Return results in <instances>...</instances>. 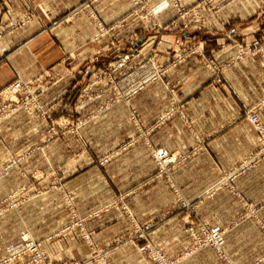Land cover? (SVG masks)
<instances>
[{"label": "crops", "instance_id": "crops-1", "mask_svg": "<svg viewBox=\"0 0 264 264\" xmlns=\"http://www.w3.org/2000/svg\"><path fill=\"white\" fill-rule=\"evenodd\" d=\"M196 1L182 0L186 6L194 5ZM83 4V0H0L1 32L27 16H33L31 22L14 32H7L0 39V89L12 83L17 75L25 81L41 77L42 84L49 83L53 77L68 76L43 99L44 106L48 108L70 94L74 82L81 80L78 74L85 70L84 65H96L99 69L100 64L112 60L118 52L133 50L138 52L137 55L146 57L150 46H155L157 37L144 33L136 19L129 20L120 30L114 47L109 39L93 43L97 19L107 25L113 24L126 18L132 12V6L129 0H97L91 6L92 11H81L78 8ZM152 7L158 10V18L163 23L174 20L175 10L170 0H154ZM77 10L79 14L74 17ZM203 16L209 20L211 30L226 26L229 29L241 20L247 28L231 27L229 33L233 38L246 43L256 33V38L264 41V0H234L219 12L204 11ZM192 31L179 27L166 33L163 43L169 49L159 63L172 61L171 57L167 58V53L177 51L178 54L188 44L203 37ZM72 52L79 60L73 64L65 62V57ZM88 57L95 60H85ZM153 73L152 65L147 63L122 81L120 87L129 92L148 81ZM209 79V73L200 60H181L163 82L149 85L133 100V106L142 114L144 124L149 126L170 105L171 93H174L168 90L166 84L173 86L174 95L195 119L191 126L175 118L152 131L133 148L115 153L112 161L101 166V158L109 151L118 150L122 143L137 134L123 115L127 108L116 106L109 110L111 116L96 121L97 135L78 143V146L91 143L96 149L81 155L69 147L68 140H62V151L53 153V183L57 174L61 176V168L69 165L67 174L62 173L65 182L62 184L74 194V201L82 215L125 196L123 201L135 212L137 222H153L159 217H166L153 229L148 239H137L127 242L126 246L109 250L112 264H154L146 253L139 250L147 243L161 246L171 260L182 256L191 246L192 239L185 231L186 220L190 219L185 220V213L176 211L178 196L196 206L192 220H205L212 226L227 228L226 252L238 264H249L263 251L264 238L251 231L257 223L264 224V163L243 174L232 185H220L219 181L224 171L233 168L258 147L256 133L243 114L248 107L264 99V52H258L256 60H243L237 64L225 75L223 86H213ZM93 107L97 110L100 104ZM260 113L264 121V109ZM10 125H13L11 130L17 131L16 134L9 135L7 128ZM23 128L18 121L3 125L0 166L24 152L29 144H37L36 136L26 137L27 132ZM194 132L204 140L200 151L196 149L199 143ZM152 148H164L169 152V158L179 162L170 172V180L158 175ZM49 157L46 158L52 159ZM44 160L43 155L34 154L26 171L42 170L47 174L50 170L40 168ZM27 182L29 178L24 177L21 169L10 170L0 181V200ZM252 207L260 209V217L244 218L246 209ZM63 209L59 192L53 190V206L50 202L38 200L1 216L0 258L8 251L19 249L21 237L27 233L46 241L47 250L55 257L72 260L88 258V247H63L64 242H74L76 234L53 237L67 223ZM90 226L97 227L95 239L99 247L105 249L131 231L132 221L111 212L91 220ZM50 237L53 240L48 241ZM180 264L227 263L213 249H205L183 259Z\"/></svg>", "mask_w": 264, "mask_h": 264}, {"label": "rangeland", "instance_id": "rangeland-1", "mask_svg": "<svg viewBox=\"0 0 264 264\" xmlns=\"http://www.w3.org/2000/svg\"><path fill=\"white\" fill-rule=\"evenodd\" d=\"M96 1L97 0H83L85 4H83V6L79 7L78 9L81 11H92L91 6ZM131 1L132 0H129L133 11V5ZM153 1L154 0H148V3L152 6ZM198 1L199 0H197L196 3ZM233 1L234 0H219L218 4L215 6L214 12H219L227 4ZM79 10L74 12V17L79 14ZM204 11L207 12L206 9ZM91 15L95 16L96 14L91 13ZM28 17L30 16H27L26 18ZM26 18H24L23 20H25ZM30 18L33 19V16H31ZM23 20L12 24L9 29L5 30V32L0 31V33H2L4 36L7 32L10 33L16 31L21 27L15 28V25L21 23ZM98 20L100 19H97L96 21L97 33L93 36L92 42L100 43L103 40L109 39L111 40V46L117 45L120 30L118 32L114 31L115 33L111 31L107 35V37L103 38L102 40L98 42L94 41L95 36L99 32ZM128 21L126 22V24L128 23ZM117 22L110 25L106 24V26L113 27ZM206 22L207 23L204 25V27H185L181 23H178L176 26L177 29L179 27H183L189 30H193L191 33H197L199 35H203V37L200 40L198 39L191 42V44H188V46L178 52V54L177 51L174 54L172 51L167 53V58L171 57L170 60L172 61H169L168 63L166 62L164 64L159 63V61L162 60V56L167 52L169 47L164 45L163 36H165L166 33L174 32L177 29L164 33L161 31L152 32V30L146 28L145 25L142 27L139 24L144 33L157 37L154 40V42H156L155 46H150V52L146 57L137 55L138 52L136 53V51L133 50L130 52H118L114 55V58L112 60H107L100 64L99 69L96 68V65H84L85 70H82V72H79L78 74V77H80L81 80L74 82L75 85L72 86L70 94L60 98L48 108L44 106L43 99L52 88H55L56 85L67 79L68 76L64 75L57 78L53 77V80L49 83L42 84L43 80L41 79V77H36L33 80L25 81L17 75L15 80L7 85L9 86L13 84L19 79L18 77L26 82V84H29L27 85L28 89H24L22 93L12 97L13 99H18L21 102H31V106L29 107L24 103V107L20 109V112L18 114L2 120L1 134L3 133V125L5 123L10 121H18L20 125L24 126L23 130H25L24 132H27L26 137L36 136L37 144H29L28 147L25 148L24 152H22L20 155L13 156L10 161L0 166V181L10 170L15 168L21 169L24 177L27 176V178H29V182L16 187L13 191L9 192L4 198H2V200H0V217L10 211L17 210L25 205L28 206L29 204H31V202H35L38 200L46 201V203L50 202L53 206V190H57L60 195V204L64 208L63 216L65 218L67 217L68 220L66 224L64 223V227L58 232V234L53 237H65L71 233L76 234L77 237L74 236V242H64L63 247H67L68 249L75 247L76 245H78L79 247L83 246L82 248L88 247L90 256L88 258H83L80 260H72L70 258H63L60 256L55 257V254H52L53 252L47 250L45 244L46 241L38 240L27 233L21 237L20 248L8 251L0 258V261L5 258L17 256L18 254H20V256H23L24 263L29 264V261L33 256H41L40 250L38 252L39 254H37V252L31 251L34 250L31 248L30 243L31 241H33L35 243H41L43 249L46 251L48 258H46L45 263L88 264L90 261H92L94 262V264H112L111 258L109 257V250L113 248L116 249L119 246H126L128 245L126 244L127 242H135L137 241V239H148L150 234L153 232V229L165 221L166 217H159L153 222H137L135 219V212L131 210L123 201L125 196L108 202L102 207L95 209L88 215H82L74 201V194L71 191H68L63 185L65 184V182H63L64 180L62 178V173H66L68 171V169L70 168L69 165H65L61 168V176L59 177V174H57L56 177H54L53 183V153L62 151L63 146L62 143H60L62 140H68L69 147L75 152H79L81 155L86 154V152L90 150L92 151L95 148V145L90 143L88 145L78 146V143L81 144L84 138H89L97 135L98 132L96 129V121L111 116L112 113H110L109 110L116 106H124L127 108V112H124L123 115L125 116L128 124L136 129L137 134L127 142L122 143L118 150L109 151L103 158H101L99 160V164L101 166L107 165L110 161H112L115 153L118 154L119 152H125L130 148H133L138 142H141L142 140L150 136L149 134L152 131L164 127L175 118H180L182 122L191 126L194 123L195 119L190 115L185 107H183V104L178 100V98H176V96L174 95L175 90L173 86L166 84L168 90L174 93H171L170 105L162 112H160L156 117L155 122L153 124H150L149 126L147 124H144V118L139 110L133 106V100L134 98L139 96L140 93L149 85L163 82L165 80V77L179 65L181 60H200L204 68H206L209 73V82L211 83V85L219 87L224 85L225 75L237 64H239L243 60H256L258 52H264V41L263 39L258 40L256 38L257 35H255L256 33L253 36H250L251 41L247 42L246 40H243L246 41V43H242V40H238L235 37L233 38V36L230 35L229 31L231 27H240L244 29L247 28L245 27L244 22H241V20L233 24V26L229 27V29L228 26H226L225 28H222L220 30L209 29L210 22L209 20ZM124 54L131 55L132 59L125 66L119 67L116 64L119 61V58ZM173 55L176 56L172 57ZM64 60H67L70 64H73L76 63L77 60H79V57L75 52H72L69 53ZM85 60L95 59L88 57ZM147 63L151 64L153 67L154 73L152 77L148 81L142 83L129 92L121 89L120 83L130 78ZM229 64L232 65L228 66ZM156 65H161L162 67ZM112 66L114 67L113 71L110 69ZM34 97L39 101V103L35 107L34 104H32V100ZM8 98L9 97H3L1 100H3L4 102L2 103L11 106V102L7 100ZM97 104H100V107L97 110H94L93 106ZM262 109H264V99H261L256 104L248 107L243 114V117L249 122L254 132L256 133V136L258 138V147L254 152L246 157H243L239 162H237V164L233 168L224 171V174H222V177L219 181L220 185H232L243 174L256 169L260 164L264 163V134L259 133L256 126L252 122L253 115L257 114L260 117L261 123L264 125V121L260 113ZM12 126H9L10 129L7 128L9 135L17 133V131L11 130ZM151 126H153L154 128H151ZM198 134L194 132V137L199 143L196 149L200 151L204 147V140L202 141V136ZM32 139L33 138H31L30 141L33 142ZM160 150L165 149L155 148L152 151V156L157 166V173L158 175L164 176L167 180H170L169 174L179 162L172 157H170L172 158V161L170 162L158 158V152ZM34 154H41L44 156L45 160L41 163L40 168L43 170L48 169L51 172L47 171V174H45L42 170H33L32 172L26 171V168L31 162ZM49 156L52 159H47ZM74 162L77 163V161ZM184 203H188V206L186 207ZM176 208V211L185 213V220L190 219V221L186 220L185 231L191 237L192 244L184 251L182 256L171 260L167 256L166 250L161 246L147 243L144 246L140 247L139 250H141L143 254L146 253L150 261H152L154 264H180L183 259L191 258L202 250L213 249L219 256V258L225 261L227 264H238L236 261L232 260L226 252V237L228 234L227 228L225 229L221 226H218L221 227V230L225 233L223 245L220 249H218L214 245V239L212 238L210 240V230L217 226H212L205 220H192V214L197 209L196 206H194L192 202L184 200L179 196L177 199ZM111 212H117L119 216L130 218L132 221V229L123 239L115 242L114 245L109 246L108 248L102 249L99 247L95 239V236L97 234V227L90 226V222L91 220L99 219L103 214H109ZM259 212V208L252 207L246 209L243 217L257 218L260 217ZM80 221L83 222V228L80 227V224H78V222ZM257 224L258 225L253 226L251 233L258 236L262 235V238H264V224ZM146 225L151 226L149 230L145 229ZM86 234L90 236L89 239L85 237ZM53 237L48 238V241L53 240ZM34 262H38V259H35ZM12 264L21 263L16 260ZM249 264H264V249Z\"/></svg>", "mask_w": 264, "mask_h": 264}, {"label": "built area", "instance_id": "built-area-1", "mask_svg": "<svg viewBox=\"0 0 264 264\" xmlns=\"http://www.w3.org/2000/svg\"><path fill=\"white\" fill-rule=\"evenodd\" d=\"M172 7L175 10V18L171 23H163L158 18V10L154 9L149 3L148 0H132L133 5V11L124 18L123 20L117 22L113 27H107L106 24H104L102 21L98 20V27L99 32L95 36L94 41L98 42L102 40L103 38L107 37V35L113 31V33L118 32L119 30L125 28L126 22L130 19H136L138 20L139 24L143 27L145 25L146 28L152 30V32H167V31H173L176 28L178 23H181L184 26H202L207 23V18L203 16V12L206 9L209 12L215 11V6L218 4L219 0H199L194 6H186L183 4L182 0H170ZM222 6V5H220ZM31 17V16H30ZM26 18L21 23L16 24L15 28L23 27L27 23H29L32 18ZM112 29V30H110ZM115 31V32H114ZM3 34L0 33V39L2 38ZM244 53V52H241ZM131 55L124 54L119 58V61L117 62V66L122 67L128 64V62L131 61ZM65 62H68L65 60ZM232 64H229L228 66H231ZM159 67H162L161 65H156ZM113 66L110 68L113 71ZM159 72V71H158ZM19 79L15 81L13 84L1 88L0 89V134L2 132L1 122L4 119L10 118L20 112V109L24 107V103L27 104L29 107L31 106V102H21L18 99H13L12 96H16L24 91V89H28L26 82H24L20 77ZM3 97H9L7 100L11 102V106L8 104H3V100H1ZM23 103V104H22ZM39 101L34 97L32 100V104H34V107L37 106ZM30 109V108H29ZM252 122L256 126L259 133L264 134V125L261 123L260 117L255 114L252 117ZM158 158L166 160V161H172V158H169L168 153L165 150H160L158 152ZM184 205L187 207L188 203H184ZM80 224V227L83 228V222H78ZM146 230L150 229V225L145 226ZM221 227H215L210 230V240L213 238L215 242V246L220 249L224 242V236L225 233L221 230ZM85 237L89 239V235L86 234ZM31 243V248L34 250V252H37L39 254V250L41 251V256H33L32 259L29 261V264H51V263H45L46 258H48V255L46 251L43 249L41 243H35L33 241ZM29 247V246H28ZM35 259H38V262H34ZM16 260H18L21 264H25L23 261V256H20L18 254L17 256L8 257L0 261V264H12ZM18 263V262H17Z\"/></svg>", "mask_w": 264, "mask_h": 264}, {"label": "bare ground", "instance_id": "bare-ground-1", "mask_svg": "<svg viewBox=\"0 0 264 264\" xmlns=\"http://www.w3.org/2000/svg\"><path fill=\"white\" fill-rule=\"evenodd\" d=\"M185 27H189V26H185Z\"/></svg>", "mask_w": 264, "mask_h": 264}]
</instances>
